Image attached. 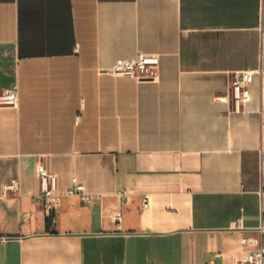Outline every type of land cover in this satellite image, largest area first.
Instances as JSON below:
<instances>
[{
    "label": "crops",
    "instance_id": "crops-1",
    "mask_svg": "<svg viewBox=\"0 0 264 264\" xmlns=\"http://www.w3.org/2000/svg\"><path fill=\"white\" fill-rule=\"evenodd\" d=\"M138 51L156 78L105 70ZM244 69L234 110L220 96ZM15 84L0 264H236L264 225V0H0V88ZM37 164L97 197L63 193L47 221Z\"/></svg>",
    "mask_w": 264,
    "mask_h": 264
},
{
    "label": "built area",
    "instance_id": "built-area-1",
    "mask_svg": "<svg viewBox=\"0 0 264 264\" xmlns=\"http://www.w3.org/2000/svg\"><path fill=\"white\" fill-rule=\"evenodd\" d=\"M114 75H133L138 79H154L159 75V56L156 53L138 51L131 57L120 58L105 69ZM252 79V71L235 70L229 82V88L220 97L230 101L234 110H239L243 103L249 99L247 84ZM18 102V87L0 88V106L16 105ZM38 178V192L41 205L48 216H51L55 208L59 205L63 193L76 194L85 202H92L97 196L95 193L86 189L85 184L75 175L71 174L70 181L64 192L59 191L57 184V174L41 164L35 167ZM19 180L14 177L7 185L9 188L16 189ZM117 193L121 198H126V189L119 188ZM144 205L147 200L144 199ZM121 216L120 211L112 213V218L118 220ZM241 249L236 260V264H264V225H259L254 229V234H247L241 238ZM148 264H155L149 262ZM213 264V263H209Z\"/></svg>",
    "mask_w": 264,
    "mask_h": 264
},
{
    "label": "trees",
    "instance_id": "trees-1",
    "mask_svg": "<svg viewBox=\"0 0 264 264\" xmlns=\"http://www.w3.org/2000/svg\"><path fill=\"white\" fill-rule=\"evenodd\" d=\"M49 220H50V216L47 217V221H49Z\"/></svg>",
    "mask_w": 264,
    "mask_h": 264
}]
</instances>
